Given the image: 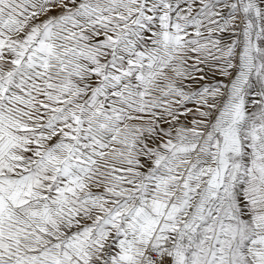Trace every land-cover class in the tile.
Segmentation results:
<instances>
[{
  "label": "rangeland",
  "instance_id": "1",
  "mask_svg": "<svg viewBox=\"0 0 264 264\" xmlns=\"http://www.w3.org/2000/svg\"><path fill=\"white\" fill-rule=\"evenodd\" d=\"M0 11L4 28L6 19L17 26L12 35L2 32L3 71L17 75L14 87L35 94L18 103L25 132L6 141L28 151L24 173H31L22 183L3 178L8 199L39 200L48 180L55 187L64 174L74 180L43 165V118L59 124L66 151L75 142L87 154L137 152V139L118 141L132 132L151 138L147 152L153 142L161 152L155 182L111 171L109 156L97 161L98 175L80 176L84 195L91 182L120 198L131 194L116 209L123 219L110 218L104 198L85 197L68 211L81 215V264H121L130 250H109L106 240L127 231V216L136 227L147 223L180 181L178 197L188 196L180 224L153 245L142 232V253L150 245L171 253L173 264H264V252H245L253 221L262 229L250 238L254 249L264 238V0H0ZM11 159L0 154V176L19 175Z\"/></svg>",
  "mask_w": 264,
  "mask_h": 264
},
{
  "label": "crops",
  "instance_id": "2",
  "mask_svg": "<svg viewBox=\"0 0 264 264\" xmlns=\"http://www.w3.org/2000/svg\"><path fill=\"white\" fill-rule=\"evenodd\" d=\"M9 19H11V16ZM6 21L9 24L5 25V27H9L10 29L4 28L0 21V44L2 43V32L8 34L10 32L12 35L13 31H17V26L13 25L10 20L6 19ZM11 40L12 42L15 41V39ZM1 52L0 49V154L5 152L11 158L17 160L11 159V165L18 168L19 175L7 174L4 177L0 176V183L3 181V178L13 179L15 182L20 181L22 183L25 180L24 178L28 174H31L29 172L27 174L24 173L28 167L27 161H29V158L26 157V152L28 151L22 150L17 145H10L6 141L10 139L11 134L15 133V130L18 134L25 132L18 128L24 125V120L26 119L18 110V103L24 101L26 105L29 104V101H33L31 98L35 94H33V90L28 91L27 89H19L13 86L12 82L15 80V73L12 75L6 74L3 71ZM15 76L17 78L16 74ZM2 96L5 98L3 99ZM95 126V122L90 123V129L93 128L95 130ZM41 127L42 135L46 134L41 140V159L43 165L45 164L48 168H52L50 172L52 171L53 173H57V171L61 173L65 170L66 175L71 173L74 176V180L72 182L66 181L67 179L64 174L62 178L68 184L64 182L62 184L59 181L57 187L54 186V183L50 185V181L48 180L49 186L42 190V198L39 200H17L13 195L8 199L3 193L0 184V264H49V258L56 257L60 258V261H63L64 264L67 257L73 259V264H81V239L83 236L81 215L78 213L75 216H68V211L80 209L85 197L96 204L97 200L99 201L100 198H104L105 201L111 203L109 207H111L113 216L110 218L123 219V217L117 215L118 211L116 209L123 208L131 200L129 192H126L120 198L115 196L114 193L109 194L98 188L94 189V182H91L89 185L93 190L85 192V195L82 192L85 185H81L80 181L82 179L80 176L83 177V174L87 175L85 172H90V175L91 173H97L98 175L102 170L99 168L101 166H99L97 161L104 160V156L110 157L108 161H111L109 164L111 171L117 174L127 176L139 173L145 179L149 178L148 182L151 183L155 182L156 179L155 173L157 170L156 162L154 163V161L157 159L156 157L161 156V152H159V148H156L155 142H153V149L148 148L147 152L146 142L151 141V138L142 141L132 132H126L121 138H118V141L125 144L130 142V139H137L136 141L132 140V143L137 146V152H127L122 155H105L101 152L87 154L86 152H82L75 142L73 143V148L66 151L62 147L66 141L60 136L59 124L56 125L55 123L53 127H50L49 118H43ZM3 129L7 133L4 139L2 136ZM50 129H53L52 134H50ZM94 130H91V132L96 133ZM44 131L46 132L44 133ZM56 133H58V136H56ZM155 137L156 135L154 134L153 141H155ZM50 158H52L51 161H49ZM35 165V163L32 164L34 167ZM33 169L35 170V168ZM126 181L129 182V180ZM111 183L113 184L114 181L111 180ZM45 184L46 180L43 182V185ZM66 185L71 187L65 189ZM194 190L195 188L193 187L192 191ZM177 198L178 204L175 208L176 210L168 218V221H175V224L172 226L173 228L176 224H180V220L177 219L188 196L178 197L177 195ZM150 215L152 216H148L146 222L152 219L153 214L150 213ZM125 220L128 224L127 231L113 234L109 236L111 240H106L109 250L118 251L126 250V248L130 250L123 258L128 257L133 252V248L141 247L140 242H138L140 236L138 237L136 230L146 224L134 226V224H137L134 216H127ZM119 224H126V222H119ZM145 256L146 251L142 253V257Z\"/></svg>",
  "mask_w": 264,
  "mask_h": 264
},
{
  "label": "bare ground",
  "instance_id": "3",
  "mask_svg": "<svg viewBox=\"0 0 264 264\" xmlns=\"http://www.w3.org/2000/svg\"><path fill=\"white\" fill-rule=\"evenodd\" d=\"M192 6H193V4H192ZM196 17H197V15H196ZM193 19H194V17H193ZM247 174H248V181L249 182L253 181L256 178L255 177L256 172L254 170L253 164H250V166L248 167ZM180 183H182V182L180 181ZM180 183L177 184V187H174V189L172 190L171 195L165 194V195H163L164 196L163 199L159 200L156 209L153 212H151V214H153L152 219L148 220L147 223H146L145 231L143 230L142 227L137 228L136 234H138V237L140 235H142V232H147L146 234H148L150 236L147 243H150L151 245H153L154 241L162 240V239H160L161 233L166 231V230H169L175 224V221L174 222L173 221H168V218L170 217L172 212L176 210L175 208H176V206L178 204L177 195L180 193ZM262 194L264 195V189L262 190ZM187 200H188V198H187ZM262 202L264 203V197H263ZM186 203H187V201H185V204H183V206H182L183 210H185ZM177 220H180V219L178 218ZM252 223H253V227L251 228L252 234H250L248 241H246L245 252H247L248 254H253L254 250L260 251V252H264V238L262 239V241L260 243L261 247L258 250L254 249L255 246L251 242V241H254V240H251L250 238L254 237L256 232L262 230V229L254 226L255 225V221H253ZM224 225H226V224H224ZM249 226H250V224H249ZM129 234H132V233H129ZM144 246H145V244H144ZM141 251H143V246H142V249H141V247L133 248V252H131L130 255L128 257H126L127 260H125L126 258H124L123 262L121 264H140L139 261L141 260V257H142V252Z\"/></svg>",
  "mask_w": 264,
  "mask_h": 264
},
{
  "label": "built area",
  "instance_id": "4",
  "mask_svg": "<svg viewBox=\"0 0 264 264\" xmlns=\"http://www.w3.org/2000/svg\"><path fill=\"white\" fill-rule=\"evenodd\" d=\"M140 264H173V256L166 250L147 247L146 257Z\"/></svg>",
  "mask_w": 264,
  "mask_h": 264
}]
</instances>
